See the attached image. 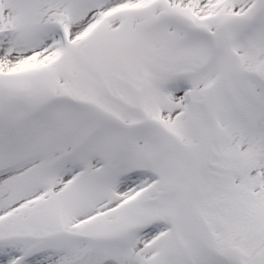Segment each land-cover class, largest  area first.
Returning a JSON list of instances; mask_svg holds the SVG:
<instances>
[{
	"label": "snow or ice",
	"instance_id": "obj_1",
	"mask_svg": "<svg viewBox=\"0 0 264 264\" xmlns=\"http://www.w3.org/2000/svg\"><path fill=\"white\" fill-rule=\"evenodd\" d=\"M0 264H264V0H0Z\"/></svg>",
	"mask_w": 264,
	"mask_h": 264
}]
</instances>
